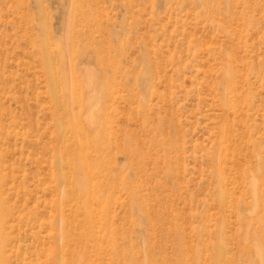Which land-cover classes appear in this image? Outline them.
Wrapping results in <instances>:
<instances>
[{
    "label": "rangeland",
    "instance_id": "374dc122",
    "mask_svg": "<svg viewBox=\"0 0 264 264\" xmlns=\"http://www.w3.org/2000/svg\"><path fill=\"white\" fill-rule=\"evenodd\" d=\"M0 228V264H264V0H0Z\"/></svg>",
    "mask_w": 264,
    "mask_h": 264
},
{
    "label": "bare ground",
    "instance_id": "6f19581e",
    "mask_svg": "<svg viewBox=\"0 0 264 264\" xmlns=\"http://www.w3.org/2000/svg\"><path fill=\"white\" fill-rule=\"evenodd\" d=\"M77 160H79V162H80V157H79V159H77ZM77 162V161H76ZM82 165V164H81ZM78 162L75 164V168L77 169V170H80L81 169V167H84L85 168V166L84 165H82L81 166ZM83 168V169H84ZM82 169V170H83ZM81 171V170H80ZM85 171H87L86 170V168H85ZM76 172V171H75ZM79 172V171H78ZM77 172V173H78ZM82 172V174H83V171H81ZM78 176V175H77ZM77 176H75V178H74V182L72 183L73 185V187L75 188V189H80L81 191H83V192H85L86 191V184L84 183V182H82L79 178H78V180L76 179L77 178ZM81 176V175H80ZM2 212V211H1ZM1 233H2V230H1V228H0V241H1ZM2 258V254H1V251H0V259Z\"/></svg>",
    "mask_w": 264,
    "mask_h": 264
}]
</instances>
